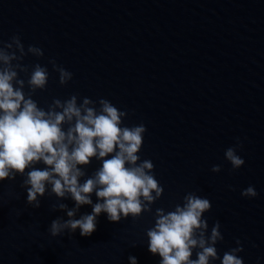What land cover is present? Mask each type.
Returning <instances> with one entry per match:
<instances>
[{"label":"water","instance_id":"obj_1","mask_svg":"<svg viewBox=\"0 0 264 264\" xmlns=\"http://www.w3.org/2000/svg\"><path fill=\"white\" fill-rule=\"evenodd\" d=\"M13 35L25 51H43L25 55L28 72L18 71L27 81L34 64L47 67L46 87L31 97L39 107L72 95L78 104L103 98L126 113L121 126H145L138 155L153 163L163 192L139 217L110 222L102 212L90 236H52L51 221L68 220L74 200L49 185L34 208L23 176L0 181V264H130L129 256L159 264L146 230L157 208L173 210L190 192L211 203L202 218L208 233L220 223L219 256L239 239L244 264H264V0H0V41ZM50 60L72 78L61 85ZM238 140L244 164L233 170L224 152ZM79 167L83 183L100 161ZM249 185L255 197L241 195ZM60 203L67 208L51 209ZM91 211L81 205L72 219Z\"/></svg>","mask_w":264,"mask_h":264},{"label":"clouds","instance_id":"obj_2","mask_svg":"<svg viewBox=\"0 0 264 264\" xmlns=\"http://www.w3.org/2000/svg\"><path fill=\"white\" fill-rule=\"evenodd\" d=\"M29 53L43 55L42 49L33 45L25 51L18 35L7 42L0 41V181L14 179L17 174L23 176L21 187L26 188L27 203L34 208L40 207L38 197L45 194L49 185L57 198L70 196L74 200L75 207L67 210L68 220L57 217L51 221L48 231L52 236L76 229L81 236H90L102 212L108 221L119 222L122 217L136 218L151 211L150 206L161 196L163 187L152 173L153 163L148 159L141 161L138 155L145 126H121L126 113L103 98L93 101L84 97L78 104L77 95H72L63 101L54 99L47 110L39 107L31 97L37 89L46 87L49 74L46 66L37 63L27 81L18 77V71L28 72V66L19 61ZM49 63L58 72L61 85L72 78V73L54 60ZM25 83L27 94L23 90ZM240 146L238 140L224 152L233 170L244 164L236 151ZM93 157L100 161V167L81 183L80 177L85 173L79 166L88 165ZM38 163L44 167H35ZM220 168L213 165L211 171L219 172ZM93 193L97 198L94 204ZM241 195L255 197L257 192L249 185ZM84 204L92 205L91 213L72 219L76 209ZM50 207L55 211L66 209L67 205ZM210 208L209 199L190 192L183 197L182 205H175L173 210H155L154 225L146 230L147 250L159 255V264H212L217 259L220 264H244L238 255L243 251L239 239L236 247L225 251L222 257L218 255L215 245L223 240L220 223H214L208 233L207 221L202 218ZM128 260L137 264L134 256Z\"/></svg>","mask_w":264,"mask_h":264}]
</instances>
